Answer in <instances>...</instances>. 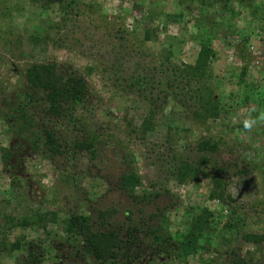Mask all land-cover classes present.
<instances>
[{"label": "rangeland", "instance_id": "obj_1", "mask_svg": "<svg viewBox=\"0 0 264 264\" xmlns=\"http://www.w3.org/2000/svg\"><path fill=\"white\" fill-rule=\"evenodd\" d=\"M81 1L86 6L94 7L96 13L90 19L82 22L79 20L80 22L75 25L78 26L77 28H73L72 24L65 28L63 34H67L70 39L66 44L69 50L54 49L49 45L39 52L28 44L27 37L35 33L44 34L50 23L58 20V13L55 10L39 12L30 7L26 0H0V17L2 14L5 15L4 18H0V88H4L7 94L9 93L8 96L14 100L18 98L24 88L18 71L34 62H56L78 71L85 77L90 88L88 99L75 112L81 124L74 125L67 120L64 122L47 120L46 124L50 122L54 125L59 138L80 137L85 131L91 133L96 131L104 141L101 146L103 151L101 161L99 159L91 162L85 157L78 162L69 157H61L51 162L41 154V150H32L31 144L22 140L17 143L13 140L6 126L0 122V152L16 146V151L19 152L17 160L12 159L10 162L12 167L7 170L0 160V229L5 223V217L15 218L16 224L17 220L31 215L50 218L55 214L60 221L68 217L76 208L82 215H86L87 209L113 208L116 211L112 214L113 220L121 227L128 223L129 219L134 224L140 222L148 225L157 224L160 220H152V216L157 209H160L164 211L165 217L161 224L162 228L175 239L185 232L192 220L193 216L186 213V208L194 204L193 199H197L196 204L203 209H209L215 217L219 218L222 215L227 219L229 215V210L223 209L220 203L209 201L208 195L211 191L209 180L201 178L197 185L193 183L180 185L176 181L165 180L164 172L169 167L166 158L172 154L168 150L169 144L165 137L167 128L171 126V134L175 138L172 149L177 145L178 148L185 146L192 150L201 132L186 119L183 109L168 106L157 116L151 129L143 133L139 130V126L148 110V105L133 95L125 96L112 89H103L101 65L105 64L104 60L107 62L109 57H112L110 46L107 44L109 42L105 37L108 25L101 17L105 15L109 18H124V28L128 32H134L139 40H143L144 27L154 32L152 40L144 42L143 50L141 49L144 52L142 58L134 56L135 50L132 49L134 46L131 41L127 43L125 53L127 56L121 60L128 70L126 75L135 70L138 73L156 74L153 69L158 65L162 53L169 48L176 52L173 63L193 65L200 45L205 42L204 33H206L198 34L194 24L201 21L203 28L212 34L214 38L211 47L216 53V59L210 66L215 77L210 85L214 88L215 94L230 106L232 111L224 116L222 121L213 124L215 129H210L205 135L219 143L220 152L216 159L222 164H228L232 159V162L237 161L236 164L238 167L241 166V169L244 168L241 162L249 163V167L253 165L251 168L255 171L243 176L239 182L237 180L234 188L236 194H239L243 186L251 187L248 181H253L254 187L256 186V189L252 188L253 193L256 190L258 195L240 196L243 199L237 201L239 203L237 218L244 221L239 224V226L245 225L244 230L264 234V124L257 126L251 132L242 131L239 126L247 111L245 107L237 106L242 98V86L238 83V75L243 66H246L250 72L244 81L248 84L254 81V93L259 94V97L264 96V30L262 29L264 25L261 22L254 23L249 17L254 6L264 9V0H230L227 5L220 3L221 1L214 4L210 0L212 5L207 4L203 11H200L199 0ZM239 1L245 5L240 4ZM134 5L142 9V14L138 11L136 14L131 13ZM222 6L227 7L228 11L220 12ZM171 15H180L181 21L174 22ZM48 32L51 37L56 34L51 30ZM19 36L22 37V42H17ZM243 39H248L246 44ZM237 46L244 47L245 53L261 55L263 58L242 63L236 58ZM140 53L141 51L138 55ZM36 99L39 102L33 105L34 111L39 117H43V102L39 97ZM16 101L20 106L25 107L28 100L22 97ZM255 108L257 109L258 106ZM220 123L229 126V129L221 131L217 128L220 127ZM133 128L136 132L129 134ZM186 152L190 159H196L197 155L193 151L186 150ZM128 162L141 181V187L136 189L138 195L143 191L149 192V195H159L152 200V205L135 203L132 196L125 198V204H113L114 198L121 197L119 194L122 192L117 190ZM104 197H107L106 201L102 200ZM59 221L57 224L39 221L35 229L15 227L11 230L3 228L1 231L10 242L23 236L27 240L42 241V245L47 246L49 243L47 234L41 227L45 226L50 234L63 237L65 233ZM225 236L229 237L228 234H224ZM229 240H232L229 249L240 248L242 255L250 253L259 264H264V248L258 252L248 244L241 245L235 242L234 238ZM211 242L212 247H228L225 244L221 245L215 237ZM156 256L158 255L154 257ZM213 256H215L213 253H201L197 255V260L189 259L186 263L178 259L164 260L158 256L150 264H204L214 259ZM13 263V256L1 262V264Z\"/></svg>", "mask_w": 264, "mask_h": 264}, {"label": "trees", "instance_id": "obj_2", "mask_svg": "<svg viewBox=\"0 0 264 264\" xmlns=\"http://www.w3.org/2000/svg\"><path fill=\"white\" fill-rule=\"evenodd\" d=\"M26 1L30 7L39 12L55 10L58 13V20L50 23L46 31L43 32L44 34L35 33L27 37L28 44L32 48L38 49L39 52L45 50L49 45L54 49L69 50L66 44L70 39L66 36L67 34H63L65 28L71 24L74 25L73 28H77L78 26H75L77 23L92 18L96 13L94 7L86 6L81 0ZM229 1L212 0L211 2L227 5ZM199 2L200 11H203L210 0H199ZM239 2L245 5L242 1ZM210 4L212 5V3ZM137 11L142 14V9L138 5H134L131 13L136 14ZM224 11H228V8L222 6L220 12L225 13ZM4 16L1 15L2 18ZM101 17L108 25L105 37H107L109 42L107 44L110 46V54H112V57H109L107 62L104 60L105 64L101 65L103 89H112L125 96L133 95L148 105V110L142 117L139 126V130L143 133L151 129L157 116L163 113L168 106L181 107L186 119L201 132L192 150L185 146L178 148L177 145H174L172 149L175 138L171 134V126L167 128L165 137L169 144L168 150L172 154L166 155L169 167L164 172L165 180L176 181L180 185L188 183L197 185L201 178L209 180L211 186L208 195L209 201L220 203L223 209L229 210V215L227 219H224L222 215L219 218L215 217L209 209L199 207L196 204L197 199H193L194 204L186 208V213L193 216L192 220L185 232L176 236L175 239L162 228L161 224L165 217L164 211L160 209H157L152 216V220H160V223H152L147 227H144L142 222L134 224L131 219L128 220L127 228L125 225L121 227L113 220L112 214L116 212L113 208L87 209L86 215H82L76 208L75 211L70 212L68 217L60 221L57 220L55 214L50 218L31 215L28 218L17 220L16 224L14 223L15 218L5 217V223L0 229V264L3 259L12 256L14 257L13 264H73L71 262L73 260L83 261V264H131L135 258L134 248H130L133 244L132 239L135 238L136 241L142 235L143 239L138 243L140 246L143 244L148 257H153L154 261L160 256L164 260L178 259L182 263H186L189 259L197 260V255L201 253H213L214 259H210L204 264H259L250 253L242 255L240 248L229 249L232 242L229 239L233 238L235 242L241 245L248 244L258 252L264 248V234L244 230V224L239 226L244 221L237 218L239 206L237 201L242 200L243 197L235 196L233 198L229 191L231 180L237 179L239 182L243 176L252 174L255 169L251 168L253 165L249 167V163L243 162L241 163L244 168L241 169V166H237V161L232 162V159L228 161V164H222L216 159L220 152L219 143L205 135L210 129H215L213 124L222 121V118L232 111L231 107L215 94L214 88L210 85V82L215 78L210 67L216 59V53L211 47L214 37L207 29L203 28L200 21L194 26H196L198 34L206 32L204 33L205 42L200 45L193 65L173 63L176 52L169 48L158 59V65L153 69L156 74L138 73L135 70L126 75L128 70L121 60L127 56L125 54L127 43L131 41L134 46L132 49L135 50L134 56L142 58L144 42L151 41L154 32L152 29L144 27L143 40H139L134 32H128L124 28V18H109L105 15H101ZM170 17L174 22L181 21L180 15H171ZM249 17L254 23L261 22L264 25V9L254 6ZM90 21L94 22L93 19ZM262 29L264 30V26ZM49 30L56 33L54 37H51ZM247 40L243 39L244 44L247 43ZM17 42H22V37L19 36ZM243 48L237 46L235 51L236 58L242 63L247 61L250 63L254 59L261 60L263 58L261 55L245 53ZM139 51L141 53L138 55ZM130 59L132 60V58ZM249 73L246 66L240 69L238 83L242 86V98L237 106L245 107L247 114L256 115L264 111V96L259 97V94L254 93V81L251 84L244 81ZM156 75L159 77L157 78ZM18 76L23 81L24 88L21 95L17 97L28 100L25 107L17 103L18 98L14 100L8 96L9 93L7 94L4 88H0V122L6 126L12 139L17 143L22 140L24 143L31 144L32 150H41V154L51 162L61 157H69V159L78 162L85 157L91 162L99 159L101 161L103 152L101 146L104 141L100 139L101 137L96 131L93 133L85 131L80 137L59 138L54 125L50 122L46 124L47 120L53 122L67 120L74 125L75 123L81 124L79 118L75 116V112L83 106L90 95V88L85 77L78 71L56 62H34L18 71ZM38 97L43 102V117H39L34 111L33 105L39 102L36 99ZM256 106H258L257 109ZM128 126L131 127V125ZM217 128L223 131L229 129V126L220 123V127ZM239 128L244 131L242 124ZM135 132L136 129L133 128L129 134ZM16 149L17 146L0 152V160L4 169L12 167L10 164L12 159L17 160L19 152ZM186 150L193 151L197 155L196 159H190ZM15 151L16 154H14ZM126 160L128 161V158ZM254 185L255 183L251 181L252 188L256 187ZM139 187H141L140 178L135 175L128 162L126 170L121 176L120 189L122 192L134 197V202L138 204L152 205V200L159 197L158 194L149 195V192L145 191L138 195L136 189ZM257 195L258 192L255 190L252 196L247 197H256ZM38 220L48 221L50 224H57L59 221L65 233L64 236L50 234L47 232V228L42 226L49 242L47 246H44L42 241L27 240L23 236L10 242L1 231L3 228L11 230L15 227L35 229ZM145 229H147L146 232H144ZM224 234H228L229 237H224ZM214 237L219 240L221 245L225 244L228 247H212L211 239ZM155 255L158 256L154 257Z\"/></svg>", "mask_w": 264, "mask_h": 264}, {"label": "flooded vegetation", "instance_id": "obj_3", "mask_svg": "<svg viewBox=\"0 0 264 264\" xmlns=\"http://www.w3.org/2000/svg\"><path fill=\"white\" fill-rule=\"evenodd\" d=\"M108 182L109 181L107 180V183ZM248 183H251V181H248ZM239 187L241 188V186H239ZM117 191L118 192L119 191L122 192V190L120 189V187L118 188ZM240 191L241 192H239V194L237 193V195H235L236 197H240V196H243V195H246V196H252L253 195L252 194L253 193L252 187H248V186L247 187H244L243 186L240 189ZM119 195H121V197L114 198L113 199V204L114 205H116V204L122 205L123 203L125 204V202H126L125 201V198L128 197V195H126L124 192H122V194H119ZM132 198H134V197H132ZM104 199L106 201L107 197L106 198L104 197L102 200H104ZM148 223H149V221H148ZM127 224L128 223L124 224L126 226V228L128 227ZM142 224H143L144 227H147L148 226L147 223L142 222ZM146 231H147V229H145L144 232H146ZM134 236L136 237V234ZM142 237H143V235L141 237H138L136 241H135V238L132 239L133 240V244L130 246V248H134V256H135V258L132 260L131 264H149L150 262H153L154 261L153 257H148L147 253L144 250L143 244H141V246L139 245L138 242H141L142 241V239H143ZM129 240H131V239H129ZM71 262L73 264H83V261H74L73 260Z\"/></svg>", "mask_w": 264, "mask_h": 264}, {"label": "clouds", "instance_id": "obj_4", "mask_svg": "<svg viewBox=\"0 0 264 264\" xmlns=\"http://www.w3.org/2000/svg\"><path fill=\"white\" fill-rule=\"evenodd\" d=\"M264 124V111L259 112L256 115H253L252 113H248L245 115L243 121H242V126L243 129L251 132L253 129H255L257 126ZM230 183V189L229 191L231 192L233 198L236 195V190L234 188V185L237 183V179L235 181L231 180Z\"/></svg>", "mask_w": 264, "mask_h": 264}]
</instances>
